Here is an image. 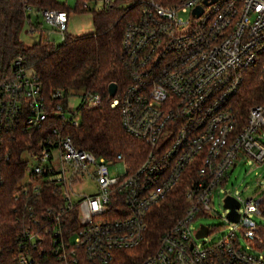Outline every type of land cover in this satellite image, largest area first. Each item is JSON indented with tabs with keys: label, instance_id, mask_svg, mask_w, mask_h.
Masks as SVG:
<instances>
[{
	"label": "built area",
	"instance_id": "1",
	"mask_svg": "<svg viewBox=\"0 0 264 264\" xmlns=\"http://www.w3.org/2000/svg\"><path fill=\"white\" fill-rule=\"evenodd\" d=\"M114 1L103 0V8ZM196 7L203 9L200 15L194 13ZM41 12L64 38L67 12ZM123 48L130 82L111 105L119 107L125 130L150 147L135 167L123 154L107 158L78 148L63 131L65 124H79L81 105L101 103L99 93L86 92L70 109L64 90L44 94L41 80L22 55L0 82V144L2 133L15 127L48 131L38 150L25 151L37 158L25 183L41 179L33 185L36 201L42 182L60 198L47 209L54 254L62 260L81 252L89 260L108 263L116 250L144 241L153 207L182 188L184 212L140 264H264V223L258 220H264V190L248 199L224 192L230 230L218 240L199 244L212 229L195 226L214 210L213 195L238 160L264 162V102L249 108L246 122L231 104L243 71L264 53V0H140L125 27ZM86 174L97 183V192L76 200L72 186ZM227 196L239 202L237 221L228 216ZM67 220L72 223L65 229ZM203 225L208 233L198 238ZM26 234L30 247L43 241L34 231ZM16 260L39 264L29 252Z\"/></svg>",
	"mask_w": 264,
	"mask_h": 264
},
{
	"label": "trees",
	"instance_id": "2",
	"mask_svg": "<svg viewBox=\"0 0 264 264\" xmlns=\"http://www.w3.org/2000/svg\"><path fill=\"white\" fill-rule=\"evenodd\" d=\"M88 0H77L75 11H85ZM129 8H120L121 0L93 12L95 31L79 36L65 33L61 43L44 35L40 24H31V31L39 30V40L27 45L20 38L25 23L31 22L30 10L56 9L69 12V7L58 0H0V82L8 77L12 62L22 55L43 85L44 94L62 89L67 104L73 91L97 92L102 101L95 107L81 105L78 125L65 124L63 131L73 144L107 158L123 154L131 167L140 164L149 151L141 139L129 134L122 125L118 106L111 105L110 83L118 85L117 95L130 82L129 64L123 48L125 27L136 12L140 0H133ZM162 4L172 0H157ZM239 91L231 104L241 122H246L249 108L264 102V53L256 64L245 69ZM73 94V95H71ZM56 121H54L55 123ZM48 131L40 128L24 131L15 127L2 133L0 144V264H17L20 253L29 252L39 264H140L158 247L161 235L182 215L186 207L182 188H177L151 210L149 228L144 241L132 248L118 249L108 263L87 259L81 252L60 260L47 232L51 219L47 209L57 206L59 196L52 186L42 182L41 195L34 194V183H25L28 149L38 150V142ZM31 175V173H29ZM25 187L28 192L25 193ZM32 206V209L29 207ZM67 219V218H66ZM72 221L67 220L65 229ZM42 236L36 247L29 246L26 231Z\"/></svg>",
	"mask_w": 264,
	"mask_h": 264
},
{
	"label": "rangeland",
	"instance_id": "3",
	"mask_svg": "<svg viewBox=\"0 0 264 264\" xmlns=\"http://www.w3.org/2000/svg\"><path fill=\"white\" fill-rule=\"evenodd\" d=\"M58 2L65 4L69 7L67 13V30L66 33H70L74 36H79L95 31L93 23V12L103 9V0H88L85 11L76 12L75 7L77 0H58ZM135 1L133 0H121L119 4L120 8H129ZM29 15L31 16V22L25 23L21 32L20 38L25 44L31 45L39 40L40 31H31V24L41 26L44 35L48 36L50 40L55 43H61L63 35L57 28L52 27L48 22L44 20L42 12L30 10ZM187 17V16H186ZM74 95L69 99V108L74 109L80 102V99L84 96V90L73 91ZM72 112L67 110V115L70 116ZM261 140L264 142V128L260 130ZM24 158L28 159V166L26 173L37 164V158L34 155L29 156L24 154ZM54 164L58 167L59 161L55 159ZM26 180V177L23 181ZM73 198L78 200L86 195H92L97 192V183L89 175H85L82 181L74 184ZM264 190V162L257 163L251 158L240 159L237 161L234 167H231L229 171V177L226 183L219 187V189L213 195V211H211L209 217H202L195 222V226L198 227L200 224H206L211 227L212 232L204 239H198V243L211 242L218 240L223 235L227 234L230 230V225L226 219V210L223 206L224 192H231L236 195H240L243 199H248L254 196L257 192ZM259 222L264 220L259 219ZM242 245L248 246L249 243L242 238Z\"/></svg>",
	"mask_w": 264,
	"mask_h": 264
},
{
	"label": "water",
	"instance_id": "4",
	"mask_svg": "<svg viewBox=\"0 0 264 264\" xmlns=\"http://www.w3.org/2000/svg\"><path fill=\"white\" fill-rule=\"evenodd\" d=\"M202 8L201 7H196L194 9V13L197 15H200L202 13ZM118 90V85L116 82H112L110 83L109 87H108V92H109V98H113ZM225 206L230 208L231 211L229 212L228 216L231 220L233 221H237L239 218V214L237 213V208L239 207V202H237L233 197L231 196H227L225 198ZM208 233V228L207 226L203 225L202 229H200L197 233V237L201 238L206 236Z\"/></svg>",
	"mask_w": 264,
	"mask_h": 264
}]
</instances>
